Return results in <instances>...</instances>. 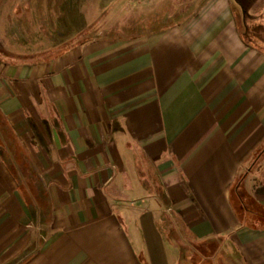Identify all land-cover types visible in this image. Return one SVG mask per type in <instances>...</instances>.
Instances as JSON below:
<instances>
[{"label": "crops", "instance_id": "crops-1", "mask_svg": "<svg viewBox=\"0 0 264 264\" xmlns=\"http://www.w3.org/2000/svg\"><path fill=\"white\" fill-rule=\"evenodd\" d=\"M199 5L34 58L0 42V264H184L186 241L264 264V49L234 0Z\"/></svg>", "mask_w": 264, "mask_h": 264}, {"label": "rangeland", "instance_id": "rangeland-1", "mask_svg": "<svg viewBox=\"0 0 264 264\" xmlns=\"http://www.w3.org/2000/svg\"><path fill=\"white\" fill-rule=\"evenodd\" d=\"M201 0H0V42L17 59L53 53L75 40L135 37L196 15ZM263 1L236 19L252 44L264 47ZM24 56V57H23ZM254 186L264 187V145L251 160ZM183 263H194L199 250L185 242ZM201 248V245H199ZM212 250L217 242L206 245Z\"/></svg>", "mask_w": 264, "mask_h": 264}, {"label": "trees", "instance_id": "trees-1", "mask_svg": "<svg viewBox=\"0 0 264 264\" xmlns=\"http://www.w3.org/2000/svg\"><path fill=\"white\" fill-rule=\"evenodd\" d=\"M259 1H263V4H264V0H234V3L236 4V6L239 7V9L241 11V14L243 16H246L247 17L249 15V11H250V9L252 8L253 5H254V10L255 9H259V8H257ZM262 6L264 7V5H262ZM242 37H243V40L246 43L252 44L250 42V40H248V38L246 37V34L245 33H242ZM252 45L259 46V47H261V48L264 49V47H262L260 45H256V44H252ZM259 215H260V217L262 219L264 218V212H260Z\"/></svg>", "mask_w": 264, "mask_h": 264}]
</instances>
